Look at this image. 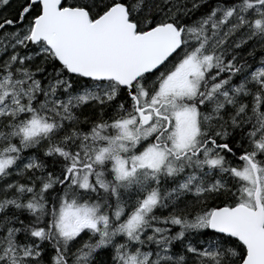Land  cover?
I'll return each mask as SVG.
<instances>
[{
    "label": "snow or ice",
    "instance_id": "snow-or-ice-1",
    "mask_svg": "<svg viewBox=\"0 0 264 264\" xmlns=\"http://www.w3.org/2000/svg\"><path fill=\"white\" fill-rule=\"evenodd\" d=\"M0 264H264V0H0Z\"/></svg>",
    "mask_w": 264,
    "mask_h": 264
}]
</instances>
